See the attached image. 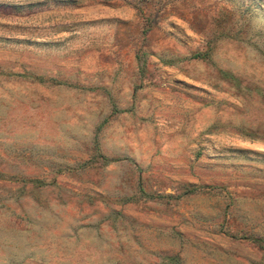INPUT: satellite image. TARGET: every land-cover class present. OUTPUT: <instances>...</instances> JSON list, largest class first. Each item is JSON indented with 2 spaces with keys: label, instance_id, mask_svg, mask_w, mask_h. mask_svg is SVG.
Returning a JSON list of instances; mask_svg holds the SVG:
<instances>
[{
  "label": "rangeland",
  "instance_id": "1",
  "mask_svg": "<svg viewBox=\"0 0 264 264\" xmlns=\"http://www.w3.org/2000/svg\"><path fill=\"white\" fill-rule=\"evenodd\" d=\"M0 264H264V0H0Z\"/></svg>",
  "mask_w": 264,
  "mask_h": 264
}]
</instances>
